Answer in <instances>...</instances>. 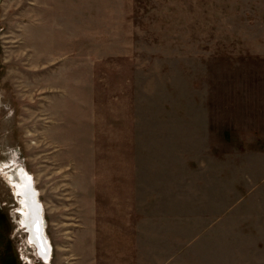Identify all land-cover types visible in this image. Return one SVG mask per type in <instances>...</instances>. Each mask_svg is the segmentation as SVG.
<instances>
[{
	"label": "rangeland",
	"instance_id": "obj_1",
	"mask_svg": "<svg viewBox=\"0 0 264 264\" xmlns=\"http://www.w3.org/2000/svg\"><path fill=\"white\" fill-rule=\"evenodd\" d=\"M5 164L47 264H264V0H2ZM5 180L0 264H44Z\"/></svg>",
	"mask_w": 264,
	"mask_h": 264
},
{
	"label": "water",
	"instance_id": "obj_2",
	"mask_svg": "<svg viewBox=\"0 0 264 264\" xmlns=\"http://www.w3.org/2000/svg\"><path fill=\"white\" fill-rule=\"evenodd\" d=\"M2 0H0L1 3ZM21 167L15 168V182H13V186L17 190V196H19V206L24 210L23 212L20 210V224L26 234L27 241L32 244V246L36 249L38 257L43 261L44 264L49 263L51 257V246L49 244V240L45 235V226L42 218V205L37 201L36 192L30 191V196L28 201L26 200V196L24 197L21 188L23 185L21 181L24 183V188L28 189L30 186L28 184V179L24 175L23 172L20 173ZM32 181L29 179V183ZM29 208V212L27 214ZM32 208V209H31Z\"/></svg>",
	"mask_w": 264,
	"mask_h": 264
},
{
	"label": "bare ground",
	"instance_id": "obj_3",
	"mask_svg": "<svg viewBox=\"0 0 264 264\" xmlns=\"http://www.w3.org/2000/svg\"><path fill=\"white\" fill-rule=\"evenodd\" d=\"M18 168V167H17ZM13 172H15V169L14 170H12L11 169V166L9 167V166H7L6 164L5 165H1V167H0V175L1 176H3L4 177V179H6L5 181L9 184V185H11V191L13 192V194H14V196H17L18 194H17V190L15 189V187L13 186V182H15V179H16V176H15V173H13ZM21 172H23L24 173V175L23 174H21V176H25L27 179H28V184H29V188L27 189H25L24 188V183L21 181V184L23 185V187L21 188V191H22V193H23V195H24V197L26 196V200L28 201V198H29V196H30V191H31V189H32V192H34L35 193V190H34V188L33 187H31V185H32V182L31 183H29V179L31 180V176H29V175H25V171L24 170H20V173ZM37 195V194H36ZM17 197H19V196H17ZM17 199V201L19 202L20 201V198H16ZM32 209V208H31ZM22 212L24 211V210H21ZM19 212H20V210H19ZM18 212V213H19ZM28 212H29V208H28V211H27V214H28ZM20 214V213H19ZM21 221V220H20ZM29 243V242H28ZM29 245L33 248V250L35 251L36 249L32 246V244L31 243H29ZM52 251V250H51Z\"/></svg>",
	"mask_w": 264,
	"mask_h": 264
},
{
	"label": "flooded vegetation",
	"instance_id": "obj_4",
	"mask_svg": "<svg viewBox=\"0 0 264 264\" xmlns=\"http://www.w3.org/2000/svg\"><path fill=\"white\" fill-rule=\"evenodd\" d=\"M19 168L20 169V167L21 166H15L14 164H12V166H11V169L12 170H14L15 168ZM21 170H24L22 167H21ZM25 171V170H24ZM29 175V176H31L27 171H25V175ZM26 236V235H25ZM32 248V247H31ZM33 249V248H32ZM22 258H25L26 259V262L28 263V264H41L40 262H39V260L37 259V257L36 256H34V253L32 252V254H31V252H25V255H21V259L20 260H22V261H25L24 259H22ZM21 262V261H20ZM19 264H22V263H19Z\"/></svg>",
	"mask_w": 264,
	"mask_h": 264
}]
</instances>
